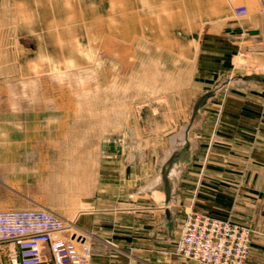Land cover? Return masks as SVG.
I'll use <instances>...</instances> for the list:
<instances>
[{"label": "rangeland", "instance_id": "rangeland-1", "mask_svg": "<svg viewBox=\"0 0 264 264\" xmlns=\"http://www.w3.org/2000/svg\"><path fill=\"white\" fill-rule=\"evenodd\" d=\"M223 8L232 16L227 0H0V211L50 210L90 247L73 227L89 163L108 139L154 150L181 133L195 39ZM29 133L50 146L7 145ZM177 244L173 257L201 264Z\"/></svg>", "mask_w": 264, "mask_h": 264}, {"label": "crops", "instance_id": "crops-1", "mask_svg": "<svg viewBox=\"0 0 264 264\" xmlns=\"http://www.w3.org/2000/svg\"><path fill=\"white\" fill-rule=\"evenodd\" d=\"M250 2L232 0V16L223 8L198 33L181 133L159 138L154 150L138 140L131 146L127 136L108 139L89 163L73 226L88 238L89 264H159L166 257L187 264L172 249L189 211L253 229L248 264H264V15L243 24L233 15L234 6ZM31 135L7 145L14 152L50 146ZM0 264H9L2 253Z\"/></svg>", "mask_w": 264, "mask_h": 264}, {"label": "built area", "instance_id": "built-area-1", "mask_svg": "<svg viewBox=\"0 0 264 264\" xmlns=\"http://www.w3.org/2000/svg\"><path fill=\"white\" fill-rule=\"evenodd\" d=\"M261 2L259 12L264 14ZM233 15L242 20L250 12L246 6H234ZM69 226L47 209L0 211V253L9 264H89L90 247L81 237L69 235ZM254 234L228 218L189 211L175 256L201 264H248Z\"/></svg>", "mask_w": 264, "mask_h": 264}]
</instances>
